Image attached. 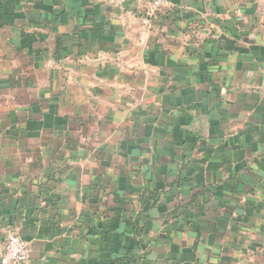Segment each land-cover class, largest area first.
I'll use <instances>...</instances> for the list:
<instances>
[{
  "label": "crops",
  "instance_id": "obj_1",
  "mask_svg": "<svg viewBox=\"0 0 264 264\" xmlns=\"http://www.w3.org/2000/svg\"><path fill=\"white\" fill-rule=\"evenodd\" d=\"M264 264V0H0V253Z\"/></svg>",
  "mask_w": 264,
  "mask_h": 264
},
{
  "label": "built area",
  "instance_id": "obj_2",
  "mask_svg": "<svg viewBox=\"0 0 264 264\" xmlns=\"http://www.w3.org/2000/svg\"><path fill=\"white\" fill-rule=\"evenodd\" d=\"M146 11L149 17L164 8L167 0H135ZM30 257L29 244L16 232L7 235L5 248L0 253V264H27Z\"/></svg>",
  "mask_w": 264,
  "mask_h": 264
}]
</instances>
